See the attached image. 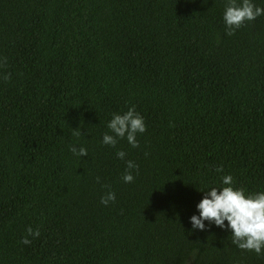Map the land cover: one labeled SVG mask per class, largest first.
<instances>
[{
  "label": "trees",
  "instance_id": "trees-1",
  "mask_svg": "<svg viewBox=\"0 0 264 264\" xmlns=\"http://www.w3.org/2000/svg\"><path fill=\"white\" fill-rule=\"evenodd\" d=\"M226 3L0 0V264H264L190 222L225 175L264 191V15L229 37ZM132 106L139 147L104 145Z\"/></svg>",
  "mask_w": 264,
  "mask_h": 264
},
{
  "label": "clouds",
  "instance_id": "clouds-1",
  "mask_svg": "<svg viewBox=\"0 0 264 264\" xmlns=\"http://www.w3.org/2000/svg\"><path fill=\"white\" fill-rule=\"evenodd\" d=\"M264 15V7H259L253 0H227L223 20L226 26L225 34L233 36L236 30L240 29L247 22L255 21ZM6 62V58H5ZM11 74L3 76L5 81L10 80ZM111 133L103 135L102 143L115 147L119 139H127L133 147H139L137 134L146 131V124L143 116L136 111L135 106L129 108L124 114L114 113L107 125ZM74 136H81L79 128L73 129ZM70 151L79 157L88 155L84 147L77 148L70 146ZM117 156L124 159L126 153L118 151ZM137 174L139 166L134 161H127V168L122 176L125 183H131L135 177L132 170ZM216 172L222 173L223 166L216 168ZM99 179V178H98ZM222 187H213L204 193L203 199L197 205L199 215L190 218L193 229L206 230L205 221L214 224L222 229L231 230V243L239 249L255 252L257 255L264 256V191L248 193L243 187H235L232 175L222 177ZM109 190L101 197V203L107 206L110 202H115L116 194L110 190L108 185L104 186ZM227 221V224L225 223ZM41 232L39 228L33 229L29 226L26 235L21 239L24 245H31L32 239L39 238Z\"/></svg>",
  "mask_w": 264,
  "mask_h": 264
}]
</instances>
